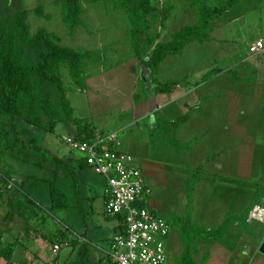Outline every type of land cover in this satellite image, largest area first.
Here are the masks:
<instances>
[{
	"label": "rangeland",
	"instance_id": "374dc122",
	"mask_svg": "<svg viewBox=\"0 0 264 264\" xmlns=\"http://www.w3.org/2000/svg\"><path fill=\"white\" fill-rule=\"evenodd\" d=\"M151 2L159 9L169 7L170 15L164 24L161 15L151 17L150 28L142 41L148 52L155 42L169 40L172 32L196 19L191 0ZM237 3L231 11L218 14V20L229 21L228 26L241 11L245 13L251 9L247 15L249 23L255 25V34L259 7L264 0H239ZM41 4L51 14L50 18L35 13L34 8ZM82 4L85 25L74 35L69 33L55 0H0V17L10 18L27 9L33 31L45 26L56 31L63 44L73 47L108 46L106 60L110 68L92 62L86 68L92 76L84 90L74 84L62 68L74 115L87 118L103 131H117L122 142L120 147L130 151L141 164L146 182L152 188L151 207L171 223L166 243L168 264H178L175 257L193 236L194 226L218 228L228 216H240L250 209L255 193L264 195V88L259 67L261 60L264 61V52L259 62L254 56L257 67L252 66L245 72L237 67L231 74L216 75L214 81L182 97L208 67L219 65L216 43L200 45L191 41L184 53L169 55L162 61L158 75L165 82L171 76L188 74L191 78H186L190 81L189 86L181 83L174 86L175 93H156L150 70L133 53L132 23L124 9L112 2L86 3L82 0ZM133 16L137 17V13L133 12ZM147 36L154 38L153 44L145 42ZM229 47L231 49L235 44L228 42L223 46L225 50ZM240 73L248 78L238 80L234 75ZM214 74L215 71L211 76ZM145 91L147 95L142 96ZM218 92L220 96H215ZM135 94L141 97L135 99ZM194 97L198 98V107L193 106ZM187 103L190 105L186 106ZM185 113L190 119L177 129L171 120ZM150 114H163L171 121L166 122L164 129L176 137L183 147L181 150L164 137L159 126L155 128ZM16 123L27 143L45 146L56 155L63 152L77 155L64 141L65 136L78 133L75 121H59L54 132L30 123L22 116H17ZM0 165L14 171V181L20 183L25 179L19 198H24L26 193L37 205L43 208L50 205L49 181L53 178L50 168L20 160L7 152H0ZM61 171L57 185L67 193L68 206L57 208L52 214L47 209H37L31 214L32 208L28 206L24 214L18 215L12 208L18 201L14 184L9 188L6 182H0V248L17 239L13 259L26 258L32 264H65L72 259L74 251H70V247L54 249L65 230L70 239L75 233L82 236V244L92 254V264H112L106 252L95 247L99 244L109 249L115 232L116 220L107 217L103 207L104 176L91 168L79 170L80 185L76 193L65 170ZM94 192L95 198L90 197ZM235 223L231 222V231H226L227 235L217 241L197 235L193 241L196 258L209 252L207 264H264V248L259 240V236H264V221H248L247 227L243 225L247 233L244 237L239 231L242 223ZM76 255L79 253L73 256L74 259ZM98 256L105 259L101 262ZM2 262L0 257V264Z\"/></svg>",
	"mask_w": 264,
	"mask_h": 264
},
{
	"label": "trees",
	"instance_id": "16d2710c",
	"mask_svg": "<svg viewBox=\"0 0 264 264\" xmlns=\"http://www.w3.org/2000/svg\"><path fill=\"white\" fill-rule=\"evenodd\" d=\"M84 1L86 3L112 2L116 7L124 9L132 23L131 46L134 55L140 59L145 68L150 70L155 92L170 93L174 86L180 83V80L175 78L165 82L159 80L157 74L162 61L169 55L181 53L190 40L195 39L200 42L209 40L212 19L229 9L237 0H210L211 3H208V0H191L196 16L195 21L172 32L171 38L166 41L154 43V38L147 36L145 42L147 44L154 43L150 52L142 44L144 34L148 33L150 28V19L161 15V23L164 24L170 15L169 7L159 9L151 0ZM55 3L60 6L61 17L66 23L69 33L74 35L80 26L85 25L82 16L84 13L82 0H55ZM34 11L40 16L51 17V14L45 11L42 4L37 5ZM133 12L137 13V17L133 16ZM107 49V45L99 48L65 45L56 31L49 30L45 26H39L33 31L27 9L16 12L10 18L0 17V152H7L15 158L35 163L42 168H50L53 172V178L49 181L50 205L43 208L37 205L26 193L24 198H19L20 189H22L25 179L20 183L14 181L12 177L14 171L5 169L0 165V182H6L7 185H10L9 188L14 184L17 192L18 201L12 208L17 211L18 215L24 214V210L28 206L32 208L31 214L35 213L37 209H47L49 214H52L57 208L68 206L67 193L62 186L57 185V181L62 175V169L65 170L66 176L71 179L72 187L76 193L79 192L80 180L76 167L70 161L53 154L45 146L26 142L18 129L17 116H22L28 122L50 132H54L57 123L63 119L76 121L78 135L90 137L97 132H103V130L93 126L87 118L75 117L62 68L67 71L73 83L84 90L87 88L90 77V73L86 69L88 65L96 62L103 64L105 68H110L106 60ZM147 53L148 57H146ZM214 71L218 73L222 69L211 68L199 79H195L192 84L198 85L205 82ZM230 72L234 71L231 70ZM234 76L238 80L243 79L237 74ZM181 82L187 83V80ZM145 95H147L146 91L142 96ZM140 97V94H135V99ZM187 119L188 115L186 114L179 116L172 125L180 126ZM159 128L164 137L177 149L183 148L178 144L176 137L171 135L167 129ZM88 166L90 165L84 160H79L77 165L78 168ZM263 196V194L255 193L254 202ZM89 199L90 201L93 200L92 198ZM249 210L247 209L240 216L235 214L228 216L218 228L194 226V237H190V240L184 243L181 254L175 257L176 262L178 264H206L210 254L206 252L202 258L197 259L194 238L200 235L204 238L217 240L224 236L233 221H240L247 227ZM60 236L62 237L61 242L65 244L59 250L70 247V251H74L72 259L66 261L65 264H92V254L89 248L82 244L80 234L75 233L70 239L68 233L62 230ZM17 245L18 240L16 239L9 241L0 248V257L3 258L1 264H32L26 260L13 259ZM77 252L79 255H76L74 259L73 256ZM106 254L110 260L108 251ZM99 259L102 262L105 257L100 256Z\"/></svg>",
	"mask_w": 264,
	"mask_h": 264
},
{
	"label": "built area",
	"instance_id": "2783aa9c",
	"mask_svg": "<svg viewBox=\"0 0 264 264\" xmlns=\"http://www.w3.org/2000/svg\"><path fill=\"white\" fill-rule=\"evenodd\" d=\"M248 47L253 54L264 50V38ZM64 141L77 152L79 160L86 161L106 180L104 212L117 221L108 250L112 263L168 264L166 243L171 223L151 207L152 188L135 156L120 147L118 133L68 135ZM247 219L264 221V196L254 202ZM63 244L55 243L54 249L59 250Z\"/></svg>",
	"mask_w": 264,
	"mask_h": 264
},
{
	"label": "crops",
	"instance_id": "0c3cea01",
	"mask_svg": "<svg viewBox=\"0 0 264 264\" xmlns=\"http://www.w3.org/2000/svg\"><path fill=\"white\" fill-rule=\"evenodd\" d=\"M239 0H237L229 9H227V10H229V11H231L232 9H233V6L234 5H237ZM250 10L251 9H247L246 10V12L245 13H242V11L240 12V14H238L237 16H235V18H232L231 19V25H230V23L228 24V26H227V23L229 22H224V23H222L221 21H219L218 19V15H216L213 19H212V21H211V26H210V29H209V34H210V39L209 40H206V41H204V42H200V41H198V40H190L189 42H191V41H196V42H198L200 45H205L206 43H208V42H214V43H216V45H217V48L219 49V55H218V57H217V60H218V62H219V65H218V67L217 68H219V69H222V71H220V72H218V73H216V74H214L213 76H211L208 80H206L205 82H203V83H201V84H198V85H192L191 86V88H189L188 90H187V92L186 93H184L183 95H182V97L183 96H188V94L189 93H192V92H194L193 90H195L196 88L198 89L199 87H201V86H205V85H207V84H209L212 80L214 81V79H215V76L217 75V76H221V75H223V74H231V70H234V69H236L237 67H240V68H242V70L244 71V70H249V69H251L250 67H252V66H255V67H257L256 65H257V63L254 61L255 59H254V56H257L258 58H259V60H258V62L261 60L260 58H261V54L264 52V50H262V51H260V52H258V53H249V50H248V46H249V44L250 43H252V42H254V41H256L257 39H259V38H264V4L263 5H261L260 7H259V12H258V24H256V30H257V32L254 34V31H253V29H254V27H255V25H253L252 23H249V20H248V18H249V15H247L249 12H250ZM244 11V10H243ZM260 11H261V13H260ZM259 13H260V15H259ZM234 21H236V22H234ZM260 21V22H259ZM227 31H229V33L227 34L226 32ZM240 32L239 34H234V32ZM254 34V35H253ZM188 42V43H189ZM228 42H231V43H233V44H235V47H232L231 49H230V47H229V50H225L224 48H223V46L224 45H227L228 44ZM187 43V44H188ZM187 44L185 45V47H184V49H183V52H181V53H184V51H185V49H186V47H187ZM99 47H102V46H98V48ZM168 57V56H167ZM166 57V58H167ZM165 58V59H166ZM164 59V60H165ZM253 59V60H252ZM261 66H259L260 68H261V72H262V74H261V79L263 80V88H264V61H262L261 60ZM162 64V63H161ZM89 66V65H88ZM87 66V67H88ZM209 69H211V67L209 68H207V71L209 70ZM160 70H161V65H160V68H159V72H160ZM87 72H89L88 70H87ZM159 72H158V74H157V77H158V75H159ZM206 72V71H205ZM245 72V71H244ZM90 73V72H89ZM92 76V74H90V77ZM200 76H202V74L200 75ZM239 76H241L243 79H241L240 81H244V80H246L247 78H248V76H245V74H242V73H240V75ZM90 77L88 78V80L90 79ZM159 78V77H158ZM172 78H175V79H178V80H180V78H182V80H180V81H184L186 78H189V79H191L189 76H188V74H183L182 76H180V77H175V76H171L169 79H172ZM249 78L250 79H252V76L251 75H249ZM168 79V80H169ZM160 80V79H159ZM187 80V79H186ZM161 81V80H160ZM183 84V85H185L186 84V86H189V81L187 82V83H184V82H180V84ZM185 86V87H186ZM170 93H175V91H174V89L170 92ZM163 94H165V93H163ZM215 96H220V94H219V92L218 93H215ZM178 97H180V96H178ZM197 99L198 98H193V100H192V102H194L193 103V106L194 107H198L199 105H198V103H199V101L196 103V101H197ZM135 100V99H134ZM191 100V99H190ZM188 105H190V103H187L186 104V106H188ZM157 113L159 112V111H156ZM149 113V112H148ZM186 115H188L187 113H185ZM185 114H181V115H179V116H182V115H185ZM150 116H151V119L153 120V123H155V124H153L154 126H155V128L156 127H165L167 124H166V122H173V120H171V121H168L167 119H165V117H164V115L163 114H157V116H158V118L160 119H158L157 118V116H155V115H151L150 114ZM178 116V117H179ZM190 119V117L188 116V119L186 120V121H188ZM157 122H156V121ZM185 121V122H186ZM75 123H76V121H75ZM76 126H77V124H76ZM181 126V125H180ZM180 126H178L177 127V129L180 127ZM77 131H78V129H77ZM103 132H109V131H103ZM113 132V131H112ZM117 132V131H116ZM120 139V138H119ZM121 141V140H120ZM121 144H122V142H121ZM158 145V144H157ZM70 153H68V152H63L62 154H58L57 153V155L58 156H60V157H62V158H64V159H66V160H68V161H70L75 167H76V171H77V173H78V176H79V180H80V174H79V170H85L86 168H91V169H95V168H93L92 166H88V167H86V168H78L77 167V165L79 164V159H78V154L77 155H69ZM140 164V163H139ZM140 166H141V164H140ZM142 168V167H141ZM96 170V169H95ZM97 171V170H96ZM91 189V188H90ZM94 194H95V192L94 193H92V195L90 196V197H92V198H95V196H94ZM102 199H103V205H105V201H104V196L102 195ZM104 207V206H103ZM236 221H233L232 223L234 224V225H236L237 223H235ZM116 224H117V221H116ZM116 224L113 226V229H115V226H116ZM242 226V229L240 230L239 229V231H241V237L243 236H245L247 233L243 230V229H245V227L243 226V224H241ZM232 227V225H230L229 226V228L227 229V233L229 232V231H231V228ZM113 232H114V230H113ZM227 233L225 234V235H227ZM244 233V234H243ZM225 235L223 236V237H221V238H224L225 237ZM263 238H264V236L262 235V236H259V240L261 241V240H263ZM220 239V238H219ZM219 239H217V240H219ZM215 240V239H214ZM216 240V241H217ZM95 247H97L98 249H100L101 251H108V249H106L104 246H102V245H97V244H95ZM210 254V253H209ZM210 256L211 255H209V258H210ZM60 257V256H59ZM209 258L207 259V261H206V264H207V262H208V260H209ZM26 259V258H25ZM25 259H23V260H25ZM70 260V259H69ZM69 260H67V261H69ZM27 261V260H26ZM221 264H224V263H221Z\"/></svg>",
	"mask_w": 264,
	"mask_h": 264
},
{
	"label": "water",
	"instance_id": "95a60500",
	"mask_svg": "<svg viewBox=\"0 0 264 264\" xmlns=\"http://www.w3.org/2000/svg\"><path fill=\"white\" fill-rule=\"evenodd\" d=\"M263 248H264V238H263V240H262V245H261Z\"/></svg>",
	"mask_w": 264,
	"mask_h": 264
}]
</instances>
